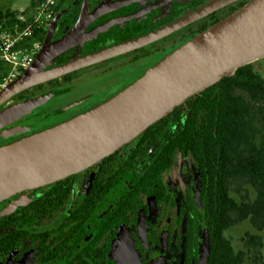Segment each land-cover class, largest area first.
<instances>
[{"label":"flooded vegetation","instance_id":"af4514ba","mask_svg":"<svg viewBox=\"0 0 264 264\" xmlns=\"http://www.w3.org/2000/svg\"><path fill=\"white\" fill-rule=\"evenodd\" d=\"M84 1H64L52 42L74 28ZM213 1L87 0L88 16L104 12L84 34L99 31L54 62L133 42L141 47L33 87L4 107L49 97L16 123L53 124L43 129L96 108L249 0L192 19ZM187 101L156 123L162 121L160 132L149 131L154 124L86 170L0 203V264H118L123 245L140 264H197L207 191L191 155L171 153Z\"/></svg>","mask_w":264,"mask_h":264},{"label":"water","instance_id":"95a60500","mask_svg":"<svg viewBox=\"0 0 264 264\" xmlns=\"http://www.w3.org/2000/svg\"><path fill=\"white\" fill-rule=\"evenodd\" d=\"M238 1L214 0L195 12L192 19L202 18ZM86 8L87 0L74 28L52 42L64 14L63 8L60 9L48 26L33 63L0 90V203L66 179L99 163L190 98L224 78L233 77L240 68L264 59V0H249L228 17L185 41L128 87L96 108L28 136L7 138L3 132L6 127L49 99L44 97L4 107L14 97L119 53L141 47L138 42H133L54 62L70 48L83 44L91 35L95 36L97 29L88 34H84V30L104 9L88 16ZM209 253L210 243L205 231L197 264H208ZM118 264L140 262L134 252L123 245Z\"/></svg>","mask_w":264,"mask_h":264},{"label":"trees","instance_id":"16d2710c","mask_svg":"<svg viewBox=\"0 0 264 264\" xmlns=\"http://www.w3.org/2000/svg\"><path fill=\"white\" fill-rule=\"evenodd\" d=\"M64 1H59L56 13ZM35 5L36 1L29 8ZM17 17L11 10L0 12V26H13ZM45 33L35 40L42 44ZM8 72L9 68L0 63V80ZM187 104L189 114L181 135L171 145V153L178 150L191 155L200 169L207 191L203 205L204 228L210 243L208 264H243L246 253L235 252L225 232L243 221H249L259 233L264 231V143L258 144L259 127L264 124V78L253 71L252 65L242 67L233 77L190 98ZM168 119L163 120V125ZM161 124L162 121L149 131L160 132ZM237 182H245L255 191L253 201L247 196L231 195L230 189ZM244 243L254 263L264 264L261 237L246 235Z\"/></svg>","mask_w":264,"mask_h":264},{"label":"built area","instance_id":"2783aa9c","mask_svg":"<svg viewBox=\"0 0 264 264\" xmlns=\"http://www.w3.org/2000/svg\"><path fill=\"white\" fill-rule=\"evenodd\" d=\"M59 1L37 0L35 7L27 14L22 12L13 26H0V63L9 68L8 74L0 80V90L33 63L41 49L35 37L47 31L56 15Z\"/></svg>","mask_w":264,"mask_h":264},{"label":"rangeland","instance_id":"374dc122","mask_svg":"<svg viewBox=\"0 0 264 264\" xmlns=\"http://www.w3.org/2000/svg\"><path fill=\"white\" fill-rule=\"evenodd\" d=\"M35 1L37 0H0V12L11 10V11L16 12L18 16L21 15L22 12L27 14L30 10L29 7L31 3ZM251 65H252L253 71L256 74H258L260 77L264 78V59L258 62H255ZM262 107L264 108V104ZM256 110L257 109H255L254 113L257 114ZM257 117L260 118V115L257 114ZM16 123L17 122H15L14 124L12 123L8 127H6V129H4L3 132L6 133L7 138H12V137L17 138V137L28 136L34 133L35 131L37 132V131L42 130L44 127L53 125L52 123H45V124L41 123V124H35V125L33 124L32 125H28V124L20 125ZM14 128L17 130H15ZM259 128L261 129V135L258 137V144H261V143H264V124H262ZM230 191H231L232 196H237V197L247 196L249 201H253L256 195L255 191L245 182L235 183L231 187ZM246 235H254V236L261 237L262 242H263L262 256H263V262H264V231L259 233L252 227L249 221H243L241 223L231 226L225 232V236L231 241L235 252H245L246 253L245 261L243 264H255L252 257L246 252V246L244 243V239Z\"/></svg>","mask_w":264,"mask_h":264}]
</instances>
